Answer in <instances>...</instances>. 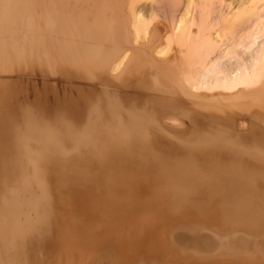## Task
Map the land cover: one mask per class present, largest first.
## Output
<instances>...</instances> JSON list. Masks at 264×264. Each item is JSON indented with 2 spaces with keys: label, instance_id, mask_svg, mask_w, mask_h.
Returning a JSON list of instances; mask_svg holds the SVG:
<instances>
[{
  "label": "bare ground",
  "instance_id": "6f19581e",
  "mask_svg": "<svg viewBox=\"0 0 264 264\" xmlns=\"http://www.w3.org/2000/svg\"><path fill=\"white\" fill-rule=\"evenodd\" d=\"M10 55L0 264H264V0H0Z\"/></svg>",
  "mask_w": 264,
  "mask_h": 264
},
{
  "label": "rangeland",
  "instance_id": "374dc122",
  "mask_svg": "<svg viewBox=\"0 0 264 264\" xmlns=\"http://www.w3.org/2000/svg\"><path fill=\"white\" fill-rule=\"evenodd\" d=\"M9 26H12V27H14V28L17 27V28H19V30H21V22H19L18 24H15V23H14V24H10ZM5 37L8 38L7 40H9L10 42H13V43L15 42L14 44H21V31H12L11 33H7V34L5 35ZM13 39H14V40H13ZM13 55H14V54H13ZM13 55H10V56H12V58H13V62H14V63H13V62H10V63H9V64L11 65V68L8 69V67H10V65L8 64V65H7V69H8V70L6 69V72H3V71H2V72L0 73V75L3 74L5 77H7L6 75H10L11 78H12V79H11L10 76H8V77L10 78V83H11V80H13V78H14L13 81H14V83H16V84H15L16 87L14 86V84H12L13 81H12V83H11V85L14 86V87L12 88V90H11V91H14V94H13V93L11 94V91H10V93H9L8 95H11V96H9V97H7V98H10V101H11L10 103H12V106H14V107L16 108V107L20 106L22 103H25V105H26V102H27V104H28L29 100H30V101L32 100V99H29V97L31 98V96H32V98L36 97V98H34V99H37V98H38V97H37L38 94H37L36 92H35V94H37V95H35V94L33 93L34 91L37 90V89H34L33 87H27V89L24 88V92H23V89H22L21 84H20V83H21V80H20V79H21V73H18V71H19L20 68L18 69V67H17V66H21V64H20L21 61H19V59H21V58H17L16 56H13ZM15 58L17 59V61H16ZM14 60H15V61H14ZM18 61H19L20 63H19ZM15 62H16V65H14ZM11 63H12L14 66H13ZM17 63H18V65H17ZM19 64H20V65H19ZM16 68H17L18 71L16 70ZM14 69H15V71H13ZM10 70H11L13 73H16V72H17V73L20 74V75L12 74V72H10ZM7 71H8V72H7ZM19 72H21V69H20ZM5 74H6V75H5ZM11 74H12V75H11ZM16 76H17V78L15 79ZM2 77H3V76H2ZM8 77H7V79H8V81H9V78H8ZM4 79H6V78H4ZM15 80H17V81L15 82ZM18 80H19V81H18ZM17 84H18V85H17ZM19 85H20V86H19ZM19 87H20L21 89H20ZM16 88H17V89H20V90H22V91L17 90ZM30 89H31V90H30ZM40 89H41V88H40ZM26 90H27V92H26ZM33 90H34V91H33ZM16 91H17L18 94L16 93ZM37 91H41V90H37ZM20 92H21V93H20ZM22 92H23V93H22ZM25 92H26V93H25ZM28 92H29V93H28ZM24 93H25V94H24ZM38 93H39V92H38ZM15 94H17V96H18V95H20V96L17 97ZM26 94H27V96H25ZM28 94H29V95H28ZM30 94H31V95H30ZM32 94H33V95H32ZM52 94H53V93H52ZM52 94H51V92H50L49 95L51 96ZM12 95H14V96H12ZM34 95H35V96H34ZM53 95H54V94H53ZM53 95H52V96H53ZM28 96H29V97H28ZM50 96L47 95L48 98H50ZM52 96H51V97H52ZM14 97H15V98H14ZM23 97H25V98L28 97V99H27L28 101H27L26 99H25L26 101H24ZM54 97H56V95H54ZM54 97H53V100H51L52 98H50V100L55 102V98H54ZM11 98H12V100H11ZM13 99H15V100H13ZM16 99H17V100H16ZM22 99H23V100H22ZM34 99H33V101H31V102H34ZM18 100H20V101H18ZM8 101H9V100H8ZM15 102H16V103H15ZM18 102H19V104H18ZM29 103H30V102H29ZM17 104H18V105H17ZM223 105H224V103H222V105H220V106H222V108L218 105V108H219L220 110H223L222 113L219 114V117H220V118L224 117V118H223L224 120H225V118H226V120H227V119L229 120V118L232 119V120H233V119L235 120V118H236L237 120H236L235 122H237V123H236L237 125H238L239 119H240L239 125H240L242 122H245V121H246V123H249V125H248V124H247V125L249 126V129H250V130H252V128L256 125L255 123H256V120H257V117H258V116L255 117V116H254V113H253L252 111H250V112L252 113V114H251L250 112H248V111H243V110H241V109H239V108L237 109L238 111H237L236 109H234V110H233V109H232V110H231V109H230V110H229V109H224V106H225V105H224V106H223ZM21 107H22V106H21ZM21 107H20V108H21ZM18 108H19V107H18ZM216 108H217V107H216ZM245 112H247V113H245ZM225 115H226V117H225ZM233 115H234V116H233ZM240 115H241V116H240ZM251 115H252L253 117H252ZM231 116H232L233 118H232ZM244 116H245V117H244ZM248 116H249V117H248ZM215 117H217V116H215ZM227 117H228V118H227ZM240 117H241V118H240ZM254 117H255V118H254ZM217 118H218V117H217ZM220 118H219V119H220ZM241 119H243V120H245V121H242ZM248 119H249V120H248ZM252 119H253V120H252ZM234 120H233V121H234ZM250 120H251V121H250ZM247 121H249V122H247ZM254 121H255V122H254ZM246 123H245V125H246ZM247 125H246V128L248 129V126H247ZM239 127H240V126H239ZM239 127H238V128H239ZM240 128H241V127H240ZM249 129H248V130H249ZM248 130H247V131H248Z\"/></svg>",
  "mask_w": 264,
  "mask_h": 264
}]
</instances>
